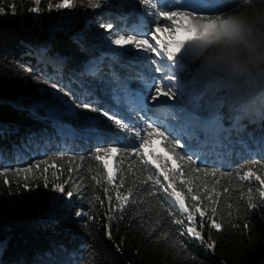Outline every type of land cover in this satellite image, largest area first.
<instances>
[{
  "label": "trees",
  "instance_id": "trees-1",
  "mask_svg": "<svg viewBox=\"0 0 264 264\" xmlns=\"http://www.w3.org/2000/svg\"><path fill=\"white\" fill-rule=\"evenodd\" d=\"M51 2L55 4L57 0ZM121 2L108 0L95 9L78 6L58 11L48 9L49 0H41V12L33 14L29 9L36 6L34 0H0V7L5 8V14L0 15V169L23 167L60 152L87 155L99 146L95 140H89L81 127L84 115L97 114L77 109L82 113L79 118L53 119L46 108L52 106L60 112L63 107L56 97L42 91L49 86L42 80L58 83L80 101L92 102L104 110L116 105L114 77H119L121 87L127 85V91L134 94L142 65L130 57L101 54L92 46L103 31L98 28L99 23H113L116 30H124L138 22L137 15L130 14L144 11L138 0H129L123 8L118 7ZM235 3L236 0H220L224 7L219 12L203 14H224ZM11 5H15V15ZM25 68L29 72L23 71ZM37 75L41 80L32 78ZM222 94L227 98L223 100L221 122L231 130V147L214 150L211 143H201L194 151L206 157V163L200 167L235 173L246 161L264 160V103H252L244 92ZM121 102L127 103L122 93ZM147 115L170 127L169 112L154 109ZM132 119L135 122L136 116ZM61 122L78 134H61ZM237 129L246 131V135H240ZM203 137L200 134L201 142ZM145 150L168 160L170 166L173 163L162 138H153ZM52 163L43 166L49 167L48 173L38 171L35 176L29 175L27 181L23 173L0 176V264H264V198L259 196L264 186L257 189L256 184H242L235 176L217 177L216 191L222 192L225 187L230 191L222 196L215 216L210 203L201 204L206 217L213 216L221 224L219 231L205 224L204 240L215 242L214 248L208 249L197 239L179 235L187 227L185 216L169 215L173 211L169 202L159 186L153 189L151 182L143 183L150 173L143 171L136 160L126 162V169L128 163L133 167L127 169L126 184L119 189L106 181L97 185L91 180L92 175H98V165L90 159L82 164L57 160L56 168L51 167ZM77 165L80 171L70 174L69 167ZM53 171L57 174L53 175ZM44 175L50 186L71 178L73 183L66 191L77 185L79 190L70 200L66 195L60 199L61 194L44 187ZM26 182L32 191L23 188ZM249 186L254 188L252 202L261 205L256 210L247 207ZM130 188L131 199L137 203L128 205L122 214L109 211L118 205L117 191L126 195ZM153 191L156 195H149ZM108 196L112 197L111 204ZM175 208L178 210V205ZM77 212L87 213L93 219L77 216ZM177 218L185 219L183 227L172 223ZM199 219L196 213L192 227L197 230ZM109 225L111 238L106 234Z\"/></svg>",
  "mask_w": 264,
  "mask_h": 264
},
{
  "label": "snow or ice",
  "instance_id": "snow-or-ice-1",
  "mask_svg": "<svg viewBox=\"0 0 264 264\" xmlns=\"http://www.w3.org/2000/svg\"><path fill=\"white\" fill-rule=\"evenodd\" d=\"M240 2L241 0H236V3L225 11L237 8ZM40 3L41 0H34L36 6L29 11L39 14ZM105 3H108V0H57L55 4L49 0L47 7L49 10L54 8L58 11L71 10L78 6L95 9ZM126 3H129V0H122L118 7L123 8ZM138 3L143 6L144 11L130 13L137 15L138 21L131 27L115 30L113 23L98 24V28L104 29L107 33L105 47L108 54L113 57H130L142 65L138 87L134 94L127 91V85L121 87L119 77H114L117 84L114 89L116 105L104 110L102 107L93 106L92 102L80 101L79 97H75L58 83L50 82L48 79L42 80L43 84L55 90L53 94L64 108L60 112L46 109L47 114L53 119L61 121L63 116L79 118L82 113L76 111L77 109L97 114L84 115L81 127L82 131L88 134L89 140H95L99 146L94 147L87 155L60 152L54 156L31 161L23 167H4L0 169V176L9 172L17 176L23 173L25 174L23 178L27 181L29 175L35 176L38 171L48 173L49 167L43 166L49 165L50 162H53L51 167L56 168L57 160H69L73 163L80 161L82 164L86 159H90L98 165V175H92L91 180L97 185L106 181L119 189L126 184L127 169L133 167L128 163L126 169V162L136 160L143 171L150 173L143 183L147 185L151 182L153 189L159 186L160 192L169 202L173 209L169 215L185 216L187 227H183L185 219L172 220L173 224L183 227L179 235L197 239L208 249H213L215 242H206L202 230L205 224L217 231L221 230V224L217 223L213 216L219 211L218 203L222 196L230 191L227 187L223 188L222 192L216 191V185L219 184L217 177L235 176L242 184H256L257 189L264 186V160L246 161L240 165V170L234 173L216 167H200L201 164L206 163V157L194 151L201 146V143H211L213 147L218 146L222 151L231 147L229 135L231 130L225 128L221 122L220 109L223 106L221 102L227 98L222 93L230 95L234 91L244 92L243 86L211 72L201 61L205 50L218 38L225 26L222 20L223 13L212 15L203 13H217L224 6L220 4V0H138ZM190 6L192 10H184ZM10 8L11 13L15 15V5H11ZM4 14L5 8L0 7V15ZM185 18L191 21L189 26L183 23ZM186 64L195 67L194 75L190 76L187 72ZM23 71L29 72V69L25 68ZM32 78L41 80L38 75ZM121 93L127 101L126 104L121 102ZM260 95L264 96V92ZM164 107L182 109L174 115L169 113L171 127L160 119L147 115L154 109ZM141 113L143 116L140 115ZM133 115L136 116L135 122L132 119ZM61 134L74 136L78 133L61 122ZM200 134L205 137L203 142L199 139ZM155 137L162 138L164 146L171 153L169 159L174 158L171 166L168 160L162 159L160 155L145 150ZM120 144L128 147H121ZM60 167L62 168L63 164ZM253 168H256V171H253ZM68 171L70 174L78 172L80 165L75 168L69 167ZM52 174L57 173L53 171ZM161 176L163 180L160 179ZM209 178H211V186H209ZM43 180L46 189L51 187V191L61 194L60 199L66 195L70 200L79 190L77 185L74 190L66 191V187L73 183L71 178L64 183H55L51 186L47 175L43 176ZM116 180H119L118 184L114 183ZM36 187L38 188L39 185ZM23 188L32 191L27 182L23 184ZM247 191L249 193L247 207L256 210L261 205L252 202L251 193L254 188L249 186ZM107 192L108 189L105 188L104 194L107 195ZM149 195H156V192L153 191ZM132 196L131 188L126 195L117 191L118 205L115 209L110 207L109 211L124 213L128 205L137 203L135 199H131ZM186 196L189 198L187 204ZM259 196L264 198V190L259 191ZM107 198L111 204L112 197ZM95 199L99 201L100 197L97 196ZM205 202L212 205L213 216L206 217L205 211L201 209V204ZM177 205L178 210L175 208ZM196 213H199L200 230L192 227ZM77 216L93 219L84 212H77ZM106 234L111 238L110 225Z\"/></svg>",
  "mask_w": 264,
  "mask_h": 264
},
{
  "label": "clouds",
  "instance_id": "clouds-1",
  "mask_svg": "<svg viewBox=\"0 0 264 264\" xmlns=\"http://www.w3.org/2000/svg\"><path fill=\"white\" fill-rule=\"evenodd\" d=\"M222 20L224 28L201 61L211 72L243 86L252 103H264V0H241Z\"/></svg>",
  "mask_w": 264,
  "mask_h": 264
},
{
  "label": "rangeland",
  "instance_id": "rangeland-1",
  "mask_svg": "<svg viewBox=\"0 0 264 264\" xmlns=\"http://www.w3.org/2000/svg\"><path fill=\"white\" fill-rule=\"evenodd\" d=\"M191 7V6H190ZM190 7H188V8H186V9H184V10H188L189 11V9H190ZM183 23L186 25V26H189L190 24H191V21L188 19V18H185L184 20H183ZM132 25H134L133 23H131L130 24V26H132ZM103 31H101V32H99V34L96 36V40L93 42V44H92V46L95 48V49H97L101 54H108V50H107V48L105 47V37H106V35H107V33L105 32V30L104 29H102ZM115 30H116V27H115ZM197 65H198V63H197ZM185 69L187 70V72L190 74V76L191 75H194L195 74V71H196V69H195V67H193L192 65H189V64H186L185 65ZM43 92L44 91H46V92H48V94L49 95H51V96H54V91L55 90H53V89H51V87L50 86H48V87H46L45 89H43L42 90ZM62 95V94H61ZM55 97V96H54ZM57 99V98H56ZM57 102L59 103V104H61L60 102H59V100H57ZM174 103V102H173ZM222 103V105H223V101L221 102ZM61 106L63 107V105L61 104ZM46 109H54L55 110V108H53L52 106H49V107H47ZM159 109H162V110H164V111H167V112H169V113H172L173 115L177 112V111H182V109H177V108H168V107H164V108H159ZM222 109H223V106L221 107V109H220V115L222 116ZM63 110H64V108H63ZM169 116V115H168ZM170 119H171V117L169 116V121H170ZM168 124L170 125V127L172 126L169 122H168ZM233 132V131H232ZM238 133H240V135L242 134V135H246V131H243V132H241V131H237ZM202 137V136H201ZM187 138V137H186ZM204 138V137H203ZM202 138V139H203ZM182 143H183V141H182ZM219 147L217 146V147H214V150H217ZM197 149V148H196Z\"/></svg>",
  "mask_w": 264,
  "mask_h": 264
}]
</instances>
